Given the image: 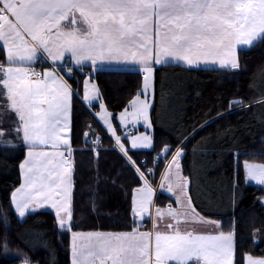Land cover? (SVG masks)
<instances>
[{
	"label": "snow or ice",
	"instance_id": "1",
	"mask_svg": "<svg viewBox=\"0 0 264 264\" xmlns=\"http://www.w3.org/2000/svg\"><path fill=\"white\" fill-rule=\"evenodd\" d=\"M262 40L264 0H0V107L16 117L10 131L0 128V149H26L19 164L21 182L10 193L13 213L22 222L28 214L53 209L57 229L70 233V264H236L234 222L225 231L223 221L198 210L190 194L191 177L183 175V145L191 137L174 152L165 145L153 160L158 164L172 152L158 187L174 201L163 207L155 204L156 189L149 180L155 169L146 167L147 161L141 162L143 167L137 164L130 153L154 149V103L149 94L154 91L156 65L171 60L189 69L216 65L218 70L238 71V48L250 49ZM37 63L49 67L37 72ZM74 67L84 75L82 82L76 81L83 86L82 101L89 108L100 101L94 115L139 181L131 189L132 223L126 231L74 230L70 121L73 97L79 95L69 83ZM85 67L90 71L84 73ZM132 67L142 75L141 87L119 113L118 135L114 114L92 77ZM237 104H264V92L249 105L229 101V110ZM141 124L145 131L136 134ZM5 137H15L19 144ZM243 170L246 184L264 186V163L244 161ZM230 188L234 211L238 171ZM258 200L264 204V197ZM146 219L151 227L141 231ZM0 220L7 222V217ZM258 236L259 230H254V243ZM8 244L7 236L0 240L5 253ZM243 259L244 264H264V256L249 252ZM21 264L31 262L24 256Z\"/></svg>",
	"mask_w": 264,
	"mask_h": 264
},
{
	"label": "trees",
	"instance_id": "2",
	"mask_svg": "<svg viewBox=\"0 0 264 264\" xmlns=\"http://www.w3.org/2000/svg\"><path fill=\"white\" fill-rule=\"evenodd\" d=\"M238 56V71L188 69L173 64L156 68L151 110L154 149L134 150L130 154L134 160L144 157L146 167L152 166L154 153H160L165 145L174 152L185 137H191L183 145L185 155L181 161L183 175L192 180L190 194L203 214L222 219L225 231L234 222L236 264H244L246 252L264 256V204L258 200L264 192L261 186L245 183L242 168L244 160L264 162V104H238L229 110V101L241 99L243 105H249L261 98L264 40L250 49H241ZM3 59L0 50V61ZM83 79L84 75L78 80ZM92 79L98 83L102 100L117 124L116 116L141 87V74L134 70H103ZM76 81H71L74 88L80 86ZM139 131L142 128L136 133ZM97 137L100 145L94 150L92 141ZM71 145L75 164L74 230H129L131 189L139 181L132 168L125 166L113 142L77 100L72 105ZM172 152L155 166L154 182ZM24 153L23 146L10 151L0 149V217H7V222L0 220V240L5 236L9 240L7 253L0 247V264H21L24 256L33 264H70V233L57 229L51 211L28 214L21 222L10 207V193L20 184L19 164ZM237 171L239 191L233 211L230 186ZM167 198L164 190L159 189L155 202L162 205ZM254 230H259L255 243Z\"/></svg>",
	"mask_w": 264,
	"mask_h": 264
},
{
	"label": "crops",
	"instance_id": "3",
	"mask_svg": "<svg viewBox=\"0 0 264 264\" xmlns=\"http://www.w3.org/2000/svg\"><path fill=\"white\" fill-rule=\"evenodd\" d=\"M241 49H246V48H243V47L238 48V55H239V52H240ZM3 57H4V54H3ZM3 60H4V59H3ZM171 64H173V62H172L171 60H169L168 64H164V65H156V66H155V69L158 68V67H161V66H167V65H171ZM173 65H179V66H182V67H185V68H188V69H189V67L186 66V65H184L182 62H177L176 64H173ZM74 69H78V68L74 67L73 70H74ZM191 69L210 70V69H218V66H216V65H207V66L201 65L200 67H195V66H193ZM83 70L88 71V70H90V69L87 68V67H85ZM119 70H124V71H125V69H123V68H121V69H119ZM131 70L137 71L135 67H132ZM131 70H129V71H131ZM141 76H142V75H141ZM92 80H93V79H92ZM82 81H83V80H82ZM93 82H95V81L93 80ZM69 83L71 84V81H70V80H69ZM95 83H96V82H95ZM73 88H74V87H73ZM74 89H77V90H78L79 95L73 97L72 105H73V102H74L75 100L79 101L80 104H81V105L87 110V112L91 115V117H92L93 120L97 123V125H99V127H100L102 130H105V134L107 135V137H108L111 141H113L114 139H111V137H110L111 134L107 132V130H106V126L103 125V122L99 119V117H97V116L94 115L95 112L100 111V109H99V103H100V101H93V104L96 105V107H95L94 109H93V108H89V107H88V106L82 101V99H81L82 96H83V86H82V83L80 84L79 87L74 88ZM149 99H150V101H152V102H153V100H154V91H152V90H150ZM151 110H152V109H151ZM118 117H119V114L116 116L117 124H115L114 121H112V122H113L114 127H115L116 130H117V134L119 135V134H121V132H120V125H119ZM70 123H71L70 140H71V137H72V107H71V121H70ZM129 127H130V126H129ZM138 128H142V131L137 132V134L142 133V132L145 131V129H144V127L142 126V124H141L140 126H138ZM93 140H96V139H93ZM123 142H126V141H123ZM113 143H114V142H113ZM71 147H72V145H71ZM91 147H93L94 150L97 149V148H96L97 146L94 147V146L92 145ZM138 150H148V149H138ZM25 151H26V149H25ZM23 159H24V158H23ZM170 160H171V158H170ZM170 160H169V161H170ZM164 170H165V168H164ZM164 170H163V171H164ZM20 177H21V175H20ZM20 182H21V180H20ZM17 187H19V185H18ZM164 191H165V190H164ZM165 195L168 197V198L166 199V202H165L164 204H162V205H157V203L155 202V204H156L157 206H161V207H163V206H166L167 204H169L170 202H173V201H174V199H173V197L171 196V194H170V195L165 194ZM154 201H155V196H154ZM42 210H48V211H51V212L54 214V210L51 209L50 207H45V208L41 209L40 211H42ZM26 216H27V215H26ZM17 218H18V217H17ZM211 218H213V217H211ZM24 219H25V218H24ZM24 219H23V220H24ZM213 219H216V218H213ZM219 220L222 221V219H219ZM138 222H139V221H138ZM142 223H143L144 226L141 227V231H145V230H147L148 228L151 227V223H150V221H148L147 219H146L145 221H143ZM146 223H147V224H146Z\"/></svg>",
	"mask_w": 264,
	"mask_h": 264
},
{
	"label": "built area",
	"instance_id": "4",
	"mask_svg": "<svg viewBox=\"0 0 264 264\" xmlns=\"http://www.w3.org/2000/svg\"><path fill=\"white\" fill-rule=\"evenodd\" d=\"M34 67H35V69H36L37 72H40V71H42L43 68H47V67H49V64H47V63H43V64H41V63H37ZM83 72L86 73L85 70H83ZM61 74H63V72H61ZM79 76H83V74L81 73V71H80L79 69H74V70H73V77H72L71 79H69V80H70V81H76V80L79 79ZM65 79H68V77H65ZM121 131H122V130H121V128H120V132H121ZM94 141H95V144L93 143V146H94V147H96V145H100V142H99L98 140H93L92 142H94ZM112 142H114L113 144H115V141H114V140H113ZM158 153H159V152L154 153V154L152 155V166H148V168H154V169H155V166H156L157 164L154 165L153 160H154V158L157 157V154H158ZM161 159H162V157H161ZM161 159H160V160H161ZM160 160H159V161H160ZM136 161H137V164H141V162H142V161H146V159H145L144 157H141V158H139V160H136ZM141 166L143 167L142 164H141ZM154 176H155V175H154ZM154 176H149V180L152 182V186H153V188L156 189V194H155V197H156V195L158 194V190H159L158 185H159V182H160L161 176L158 177V180H157L156 182H154Z\"/></svg>",
	"mask_w": 264,
	"mask_h": 264
},
{
	"label": "rangeland",
	"instance_id": "5",
	"mask_svg": "<svg viewBox=\"0 0 264 264\" xmlns=\"http://www.w3.org/2000/svg\"><path fill=\"white\" fill-rule=\"evenodd\" d=\"M3 103H4V101H3V100H0V105H2ZM240 107H243V106H240ZM240 107H237V108H240ZM237 108H236V109H237ZM15 120H16V117H15L14 114L5 111V109H4L3 107H0V128H3V129H5V130L10 131L11 128L13 127V124H14ZM103 131L105 132V130H103ZM136 134H137V133H136ZM110 137H111V135H110ZM5 139H13L14 142L17 141L16 143H19V141L16 140L15 137H5ZM111 139H114V138H111ZM170 158H171V157H170ZM169 160H170V159H169ZM169 160H168V161H169ZM244 161H248V162H250V163H264V162L251 161V160H244ZM244 161H243V163H244ZM243 163H242V168H243ZM160 174H161V173H160ZM243 174H244V170H243ZM244 181H245V176H244ZM247 184H249V185H256V186H261V185H257V184H255V182H253V181H249ZM261 187L263 188V192H264V186H261ZM263 197H264V195H263ZM173 199H174V197H173ZM163 204H164V203H163ZM253 256H254V255H253ZM256 257H258V256H256ZM31 264H33V263H31Z\"/></svg>",
	"mask_w": 264,
	"mask_h": 264
},
{
	"label": "water",
	"instance_id": "6",
	"mask_svg": "<svg viewBox=\"0 0 264 264\" xmlns=\"http://www.w3.org/2000/svg\"><path fill=\"white\" fill-rule=\"evenodd\" d=\"M241 100V99H240ZM238 105V104H237ZM234 106H236V105H234ZM164 148V147H163ZM162 148V149H163ZM160 153H162V150H161V152ZM168 155V154H167ZM164 194H167V195H170L169 193H167L166 191H164Z\"/></svg>",
	"mask_w": 264,
	"mask_h": 264
}]
</instances>
